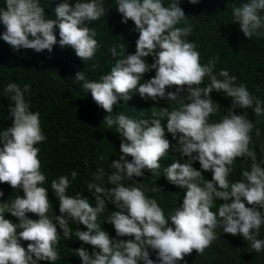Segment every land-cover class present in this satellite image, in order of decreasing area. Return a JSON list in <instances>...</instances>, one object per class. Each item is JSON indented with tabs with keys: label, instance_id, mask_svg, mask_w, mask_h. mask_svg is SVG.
Returning <instances> with one entry per match:
<instances>
[{
	"label": "clouds",
	"instance_id": "clouds-1",
	"mask_svg": "<svg viewBox=\"0 0 264 264\" xmlns=\"http://www.w3.org/2000/svg\"><path fill=\"white\" fill-rule=\"evenodd\" d=\"M5 2L6 8H0V22L5 28L2 39L13 49L51 52L59 43L61 47H71L84 62L94 58L99 44L94 39L95 31L87 25L106 12L98 0H76L74 6L62 0L55 6V18L46 17L39 0ZM189 2L196 4L198 0ZM117 10L121 23L134 22L133 30L139 34L135 52L125 54L123 44L111 47L112 57L118 59L98 81L86 80L82 71L75 74V79L83 82L84 92L90 91L92 99L107 113L103 118L107 128H115L121 136L119 158L111 162L110 168L114 171L107 175V184L114 186L89 183L87 189L95 196V206H92L80 194H66L70 181L62 175L51 181L60 215L56 213L55 218L48 215L52 205L48 189L41 186L46 175L40 170V149L36 147L46 140L40 114L31 111L25 99L30 85H24L22 90L17 84L9 83L5 91L12 94L10 114L14 119L11 127L0 131L3 145L0 183H7L13 189L22 188L24 195L0 204V264L71 263L75 256L69 259V255L64 256L55 246L61 238L57 225L63 239L68 240L72 236L69 225L74 223L86 226L87 230L76 231L75 235L94 249L92 253L84 247L74 249L82 264H157L150 259L149 249L156 253L159 264H179L193 250L200 255L210 251L218 242L217 228L233 236L241 235L243 238L237 242L249 253L261 254L264 240L257 236L264 225V211L260 210L264 209V167L261 166L264 161L258 163L254 150L249 147L251 133L255 130L259 136L260 130L233 109L251 108L256 116H261L264 106L245 85H236L237 78L227 69L218 73L224 79H217L214 60L200 63L196 44L185 39L192 33V27L180 7V0H172L167 7L163 0H117ZM260 10H264V0H248L233 9L232 22H239L240 30L249 39L264 36V16L259 14ZM181 22L187 26L177 27ZM57 28L59 41L55 34ZM149 56L154 58L151 64L146 60ZM153 69L155 75L144 80V74ZM205 76L210 83L200 87ZM173 86L176 91H166ZM185 87L187 103L178 109L161 107L159 112L153 108L151 120L132 114L129 117L122 113L110 115L113 106L121 99L126 103L133 92L158 103L160 99L177 100ZM214 90L233 98V104L229 115L210 123L209 117L219 110L210 96ZM131 108L142 111L135 104ZM165 130L177 141L175 151L186 158L183 163L174 160L164 169L169 183L185 189L182 205L167 218L157 200L149 198L133 180L143 176L145 169L157 175L161 159L172 147L165 138ZM193 161H199L204 175L192 166ZM241 164V179L230 182L228 177L233 167ZM77 175L76 171L71 173L73 180ZM93 175L94 181H103L105 169L98 168ZM127 180L132 183H125ZM150 191L161 192V189L156 186ZM3 195L0 191V197ZM217 198L225 202L214 212ZM109 202L117 210L112 211L107 222L114 226L121 239L111 238L97 222ZM5 213H10L9 219ZM28 213H32L29 218ZM16 218L19 222L13 223ZM21 239L29 242L27 249L21 246Z\"/></svg>",
	"mask_w": 264,
	"mask_h": 264
},
{
	"label": "trees",
	"instance_id": "trees-1",
	"mask_svg": "<svg viewBox=\"0 0 264 264\" xmlns=\"http://www.w3.org/2000/svg\"><path fill=\"white\" fill-rule=\"evenodd\" d=\"M60 2L62 0H39L47 18H55L54 9ZM98 2L102 3L106 12L99 20L87 25L95 31L94 39L98 41L99 47L94 58L86 62L77 57L71 47H61L59 43L53 46L51 52L44 50L37 53L32 49L15 50L2 39L5 28L0 22V131L11 127L14 119L10 114L12 94L5 91L7 85L15 83L22 90L24 85H30L29 91L25 92V99L30 103L31 111L39 112L41 128L46 136V140L36 147L40 149V170L46 175V181L41 186L48 189V198L52 205L48 215L52 218H55L56 213L60 215L58 198L51 190L53 179L66 175L70 181L66 194L69 196L80 194L82 198H87L92 206H95V196L87 189L89 183H100L109 188L114 186L107 184V175L114 171L110 168L111 162L119 158L121 136L115 128H107L103 121L107 113L92 99L90 91L84 92L81 87L83 82L77 81L75 74L82 71L86 80L98 81L101 75L107 74L114 66L115 59H118V57H112L109 49L114 45L123 44L124 53L132 54L136 50L135 41L139 34L133 30L135 25L131 20L127 24L121 23L117 0H98ZM171 2L172 0H163L166 7ZM246 2L248 0H198V3L192 4L189 0H180V7L184 10L187 22L192 27V33L185 39L196 44L202 65L213 60L216 62L214 74H217V79L223 80L224 77L219 76L218 73L221 69H227L230 75L237 78L235 84L245 85L254 99H259L264 106V36H254L249 39L240 30L239 22H232L233 9ZM68 3L74 6L76 0H68ZM0 8H6L5 0H0ZM259 14L264 16V10H260ZM185 26L187 25L184 22L177 25V27ZM55 34L59 41L58 28ZM117 51L120 50L117 49ZM146 60L149 64L154 62L152 56L147 57ZM154 75L153 69L145 73L143 79H150ZM209 83V77L205 76L203 83L199 86L205 87ZM166 91H176V88L175 86L166 88ZM187 94L185 87L184 91L178 93L177 100L160 99L157 103L150 98H141L138 92H133L126 103L121 99L115 104L113 113L110 115L132 114L139 117L145 116V119L151 120L153 108L157 112L165 106H175L178 109L181 104L188 102ZM210 96L219 110L209 117V122H219L223 116L230 114L229 109L232 108L233 98L227 97L223 91L215 90L210 93ZM134 104L142 108V111L133 110L131 106ZM233 111L238 115L242 114L252 121L256 128H259V136L255 134V130L251 133L252 142L249 147L254 150L258 163L264 161V115L256 116L251 108L236 107ZM165 138L170 141L172 147L161 159V167L157 175H152L145 169L143 176L134 177L133 180L136 181L135 186L142 187L149 198L157 200L167 218L182 205L185 189L169 183L164 175V169L174 160L183 163L186 158H182L181 154L175 151L178 147L177 141L166 130ZM2 146L0 144V147ZM127 159L131 160V157ZM249 160L251 161L250 158ZM192 166L204 175L199 161H193ZM261 166L264 167V164ZM98 168L105 169L106 176L103 181H94L93 174ZM242 168V164L233 167L234 170L228 177L230 182L241 179ZM73 171L78 173L74 180L71 176ZM125 183L130 184L132 181L127 180ZM156 186L161 189V192L150 191ZM0 191L4 193L0 197V204L10 203L17 195H24L22 188L13 189L7 183H0ZM224 202L217 198L212 210L217 211L219 204ZM114 210H117L114 204L109 202L105 211L98 215L97 222L111 238L121 239L123 237L116 235L114 226L107 222ZM260 210L264 211V209ZM9 215L10 213H5V218L9 219ZM31 215L32 213H28V218ZM12 222L18 223V218ZM169 224L174 228L171 221ZM69 227L72 230V236L71 239L65 240L62 237V230L57 225L61 238L55 248L60 249L64 256L69 255V259L75 256V260L69 264H82L81 258L75 254L74 249L84 247L89 253L94 251L91 245L83 244L75 235L76 231L87 230L86 226L74 223ZM261 228L257 239L264 240V225ZM216 232L218 242L210 251L200 255L193 250L179 264H264V252L258 255L251 254L243 244L237 242L238 239L243 238L241 235L233 236L222 232L220 228H217ZM28 243V241L20 240L21 246L25 249ZM149 253L150 259L159 264L156 253L151 249Z\"/></svg>",
	"mask_w": 264,
	"mask_h": 264
}]
</instances>
